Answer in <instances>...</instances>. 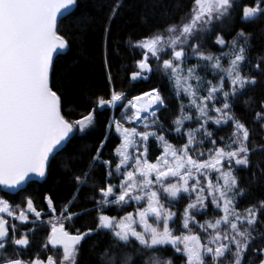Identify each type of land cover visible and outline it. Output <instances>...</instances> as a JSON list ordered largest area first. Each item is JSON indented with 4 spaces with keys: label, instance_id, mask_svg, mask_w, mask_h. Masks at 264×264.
Instances as JSON below:
<instances>
[{
    "label": "snow or ice",
    "instance_id": "6c2138e0",
    "mask_svg": "<svg viewBox=\"0 0 264 264\" xmlns=\"http://www.w3.org/2000/svg\"><path fill=\"white\" fill-rule=\"evenodd\" d=\"M79 7V0H0V191L16 196L35 178L44 181L50 161L68 151L75 140L91 136L98 114L106 109L113 112L107 128L121 142L114 157L104 159L106 136L87 170L72 173L76 191L58 215L53 196H44L51 231L43 249L49 245L62 249L59 258L41 259L38 253L24 258L22 253L30 250V236L36 228L18 231L16 221L21 227L43 224L42 211L31 196L22 197L25 207L0 196V264H79L83 242L101 233L111 237L101 256L103 264H173L171 256L164 255L168 251L184 264H264V231L257 228L264 224V200L238 207L246 192L237 175L239 168L251 166L252 154L264 151V145L250 147L252 133L235 111L259 85L264 54L253 59L254 37L244 28L235 29L230 41L217 32L220 25L237 18L240 23L264 20V0H191L186 20L130 44L141 52L138 70L130 79L147 80L155 63L156 71L169 80L181 99L170 128L158 116L166 107L160 89L129 99L112 85L110 70L109 98L94 94L86 114L75 120L66 118L55 58L65 50L70 52L71 42L59 32L58 23L75 15ZM120 7L118 0L110 19ZM213 34L221 49L218 55L202 50L208 47L204 38ZM192 57L197 64L187 66ZM243 103L252 105L255 100ZM117 108L122 109L121 119L115 117ZM255 122L264 128V102L255 113ZM140 126L143 130H138ZM212 126L232 131L225 139L209 130ZM169 136L178 143H171ZM153 142L162 150L154 162L149 158ZM97 165L106 174L98 189L89 184ZM260 171L264 174V169ZM113 179L118 182L111 183ZM85 187L97 191L99 199L89 198L95 208L74 212ZM182 199L188 203L178 215L173 207ZM133 204L135 211L119 218L106 214L112 207L124 211ZM92 212L96 213L95 228L76 229L75 234L66 228ZM210 212L219 215L203 223L197 220ZM177 221L180 228L174 229L171 225Z\"/></svg>",
    "mask_w": 264,
    "mask_h": 264
},
{
    "label": "trees",
    "instance_id": "16d2710c",
    "mask_svg": "<svg viewBox=\"0 0 264 264\" xmlns=\"http://www.w3.org/2000/svg\"><path fill=\"white\" fill-rule=\"evenodd\" d=\"M117 2L118 0H79L80 7L75 15L62 19L58 23L59 32L66 35L71 42V51L66 50L55 58L56 79L59 90L64 94L66 118L75 120L80 117L81 113L86 114L90 105V97L94 94L102 95L105 99L109 98L111 85L108 81V74L110 70L112 85H115L117 91L124 92L129 99L153 88L160 89L166 107L161 109L158 116L160 121L170 128L172 127L171 121L179 113L181 99L174 94L169 80L156 71V64H152L154 71L147 80L133 81L130 79L131 74L138 70L136 61L141 59L140 50L131 47L130 44L153 32L162 31L169 24H180L181 20H185L188 16L191 0H119L122 7L118 9V15L110 19L112 9ZM244 2L248 3L251 0H244ZM233 23H235V28H233ZM239 28H244L245 31L253 34L252 51L250 52L253 59L264 54V20H257L255 23H240L237 18L235 22L227 21L220 25L217 32L220 31L219 33L224 34L225 39L230 41L235 35V29ZM106 29H108L107 34ZM228 30L231 31L227 32ZM207 48L205 52L213 54L221 51L219 46L210 47L208 45ZM105 57H107V67ZM187 63V66L195 65L197 60L191 59ZM252 74L257 75L255 72ZM200 75L203 76L205 73L201 72ZM207 78L212 79L211 74H208ZM257 78L260 81L259 85L243 97V100L252 98L255 103L246 105L241 100L235 108L237 116L245 122L252 133L250 147L264 145V128L260 123L255 122V113L260 110V104L264 102V74L257 75ZM183 103L187 104L188 100L183 99ZM112 115L113 112L110 109L98 114V122L93 134L86 139L75 140L68 151L57 156L54 161H50L49 173L44 181L30 182L26 190L16 196L6 195L5 191H0V194L10 203L23 207L26 202L22 200V197L31 196L37 210L42 211L43 224L20 226L19 231L36 228L35 234L30 236L32 240L30 250L22 253L25 259L33 258L37 253L41 259H46L48 255H61V249L54 250L51 245L47 250L43 249L51 231L50 225L45 222L51 217V213L48 212L44 196H53L58 215L59 209L72 198L76 191V185L71 179L72 173L79 172L81 169L87 170L91 156L95 154L106 136L108 140L103 149V158L112 159L114 157L115 148L121 141L114 131L110 132L107 128ZM120 116L121 109L117 108L115 117L120 119ZM209 130L225 139L232 131L230 127L217 129L216 126H212ZM168 139L173 144L178 143L174 136H169ZM161 151L156 143H151L149 158L154 162V158L159 156ZM260 169H264V151H255L252 154L249 168L241 167L237 170L240 185L246 192V196L240 200L238 205L241 209L264 200V174ZM93 175L95 178L90 180L89 184L95 185L98 189L105 183V169L97 165ZM117 182L116 179L111 180L113 184ZM0 189H2L1 186ZM90 197L99 199L97 191L93 188H83L72 211L95 208V205L89 202ZM187 203V199H182L177 204L180 211ZM130 211L131 207L124 211L112 207L106 214L122 216ZM217 215L219 213L210 212L207 216H198V219L204 222ZM95 226V212L82 215L70 224H66V228L73 234L76 229L83 232ZM257 228L264 231V224H258ZM110 240L111 237L108 234L101 233L83 242L79 264H103L101 256L108 248ZM164 255L171 256L173 264H184V260L172 256L171 251L165 252Z\"/></svg>",
    "mask_w": 264,
    "mask_h": 264
},
{
    "label": "rangeland",
    "instance_id": "374dc122",
    "mask_svg": "<svg viewBox=\"0 0 264 264\" xmlns=\"http://www.w3.org/2000/svg\"><path fill=\"white\" fill-rule=\"evenodd\" d=\"M187 19V18H186ZM185 19V20H186ZM221 28H222V26H221ZM231 30H228L227 32H230ZM220 31H218V33H219ZM204 39H206V43L210 46V47H212V46H215V47H217V45L214 43V40H215V34H213V35H211V36H209V37H205ZM208 49V48H207ZM203 51H206V49H202ZM218 54H220V53H217V55ZM189 55L191 56V53H189ZM191 59H195V60H197L195 57H192ZM190 59V60H191ZM189 60V61H190ZM188 61V62H189ZM151 62V61H150ZM224 63H225V66L227 65V60H225L224 61ZM153 64H155V63H153ZM187 65H188V63H187ZM189 66H192V65H189ZM121 112H122V109H121ZM120 119H121V116H120ZM125 126H127V127H134V126H136V125H125ZM138 130H143V128H142V126H140L139 127V129ZM0 196H2L1 194H0ZM166 204L168 203L167 201H164ZM21 206V205H20ZM21 207H23V206H21ZM135 205L133 204L132 206H131V211L130 212H134L135 211ZM173 211H177V213L178 212H180V209H179V206H175V207H173ZM126 214V213H125ZM124 214V215H125ZM178 215H179V213H178ZM123 216V215H122ZM218 216V215H217ZM116 217H121V216H116ZM32 217H30V219H31ZM10 219V218H9ZM42 220H43V218H41ZM49 219V218H48ZM47 219V220H48ZM211 219V218H210ZM197 220H199L198 219V216H197ZM208 220V219H207ZM200 221V220H199ZM12 221H11V219H10V223H11ZM45 222H47V221H45ZM201 222V221H200ZM16 223H17V227H18V231H19V229H20V223L18 222V221H16ZM201 223H203V222H201ZM31 224V223H30ZM32 226H34V225H32ZM171 227H173L174 229H179L180 228V222H176L175 224H172L171 225ZM193 230V232H196V233H199V229H197V228H193L192 229ZM177 234H179V232H177ZM61 255H62V249H61ZM59 256L60 255H57L56 257L57 258H59Z\"/></svg>",
    "mask_w": 264,
    "mask_h": 264
},
{
    "label": "water",
    "instance_id": "95a60500",
    "mask_svg": "<svg viewBox=\"0 0 264 264\" xmlns=\"http://www.w3.org/2000/svg\"><path fill=\"white\" fill-rule=\"evenodd\" d=\"M65 51H66V50H65ZM65 51H64V52H65ZM64 52H62V53H60V54H63ZM60 54H59V55H60ZM32 182H42V181H40L38 178H35Z\"/></svg>",
    "mask_w": 264,
    "mask_h": 264
}]
</instances>
